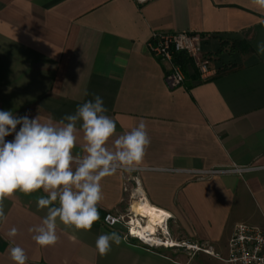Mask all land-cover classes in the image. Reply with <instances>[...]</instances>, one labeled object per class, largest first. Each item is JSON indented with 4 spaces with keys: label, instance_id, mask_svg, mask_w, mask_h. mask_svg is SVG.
Here are the masks:
<instances>
[{
    "label": "crops",
    "instance_id": "crops-1",
    "mask_svg": "<svg viewBox=\"0 0 264 264\" xmlns=\"http://www.w3.org/2000/svg\"><path fill=\"white\" fill-rule=\"evenodd\" d=\"M155 33L199 35L210 59L207 79L168 88L164 65L147 50ZM242 40L250 53H229L221 44ZM262 41L264 9L254 0H0V110L55 124L100 95L105 115L116 122L109 150L143 121L151 143L142 163L103 178L97 207L114 212L130 194L169 216L172 237L225 257L236 224L264 232ZM76 135L73 152L85 154L83 130ZM242 167L255 169L197 174ZM39 195L42 189L5 198L0 264H14L15 246L25 251L26 264H225L148 249L103 220L85 231L57 219V243L41 247L29 231L46 216V209L37 211ZM13 227L17 235L9 237ZM112 231L121 243L101 256L96 239Z\"/></svg>",
    "mask_w": 264,
    "mask_h": 264
},
{
    "label": "clouds",
    "instance_id": "clouds-1",
    "mask_svg": "<svg viewBox=\"0 0 264 264\" xmlns=\"http://www.w3.org/2000/svg\"><path fill=\"white\" fill-rule=\"evenodd\" d=\"M254 2L264 9V0ZM257 52L264 54V41L257 44ZM106 112L103 98L97 94L55 124L42 123L39 116L17 117L0 110V222L7 219L5 198L17 191L30 195L42 189L45 195H39L35 203L37 211L47 210L46 216L39 226L29 229L39 246L57 243V219L75 230H91L100 219L97 205L103 198L102 179L118 170L133 171L151 143L146 124L141 121L120 135L115 149L109 150L106 145L116 133V122ZM77 125L83 130L85 154L73 152ZM13 134L12 140L5 139ZM16 235L17 229L11 228L8 236ZM120 243L121 236L112 231L99 235L95 247L104 256L113 244ZM10 257L14 264H26V253L19 246L10 249Z\"/></svg>",
    "mask_w": 264,
    "mask_h": 264
},
{
    "label": "built area",
    "instance_id": "built-area-1",
    "mask_svg": "<svg viewBox=\"0 0 264 264\" xmlns=\"http://www.w3.org/2000/svg\"><path fill=\"white\" fill-rule=\"evenodd\" d=\"M202 39L199 35L193 33H155L147 43V50L151 57L165 67V83L168 88L174 89L183 85L185 81L182 69L173 60L175 53L183 52L188 55L197 69L200 80L203 81L209 76L210 59L201 53ZM19 128L17 127V130ZM14 134L6 137V140H12ZM255 167H242L231 170H209L197 173L199 178H211L214 176L225 174L242 175L246 172L254 170ZM131 220L125 224L124 239L137 240L148 249L164 248L169 249L175 247L166 245L168 239L167 232L162 231L158 234L156 231L155 238L163 245L157 242H145L136 235H132ZM103 223L108 227H115L120 224V219L106 214L103 218ZM171 241V240H170ZM158 242V243H159ZM187 248L202 252L203 254L213 257L216 260L225 264H264V232L256 227L246 224H236L233 227L232 233L227 244V255L222 257L212 251L210 247L201 245H187Z\"/></svg>",
    "mask_w": 264,
    "mask_h": 264
},
{
    "label": "bare ground",
    "instance_id": "bare-ground-1",
    "mask_svg": "<svg viewBox=\"0 0 264 264\" xmlns=\"http://www.w3.org/2000/svg\"><path fill=\"white\" fill-rule=\"evenodd\" d=\"M131 212L137 218H135V221L131 220L132 226L130 231L132 235H136L145 242L154 241L159 245H163L158 239L155 238V233L157 229L164 228L169 216L166 213L157 211L145 203H141L139 201H135V203L132 205ZM165 232L166 231L164 230V234ZM165 243L166 245H175L173 241L170 240L165 241Z\"/></svg>",
    "mask_w": 264,
    "mask_h": 264
},
{
    "label": "rangeland",
    "instance_id": "rangeland-1",
    "mask_svg": "<svg viewBox=\"0 0 264 264\" xmlns=\"http://www.w3.org/2000/svg\"><path fill=\"white\" fill-rule=\"evenodd\" d=\"M135 201H137V198L134 197V199L133 198L131 199L130 194H126L124 196L123 202H122L121 206L118 208V210L108 213L109 215L120 219V224H118L112 228H116L120 232L125 233V224H127L130 220L135 221L137 219L135 217V215L131 212V207L135 203ZM138 219H141V218H138ZM142 222H144V221H142ZM170 227H171V223L168 220L167 223L165 224L164 228L157 229V232H158V234L161 235L162 231L165 230L167 232L166 234L169 237L168 239L173 241V243L175 244V247L168 249L170 251L171 255H176L182 259H185L187 257H192V256H197V257L198 256H200V257L207 256V255L203 254L202 252L193 251V250L187 248V245H197L200 247L201 246L200 244L191 243V242H189L188 239H177V238L172 237L171 232H170V230H171Z\"/></svg>",
    "mask_w": 264,
    "mask_h": 264
},
{
    "label": "trees",
    "instance_id": "trees-1",
    "mask_svg": "<svg viewBox=\"0 0 264 264\" xmlns=\"http://www.w3.org/2000/svg\"><path fill=\"white\" fill-rule=\"evenodd\" d=\"M221 44L227 48V51L229 53H239L244 55L251 52L250 44L246 40L233 41L230 43L222 42ZM173 60L182 69V72L185 77V81L183 84L187 89L191 87L190 83L200 81V75L197 69L195 68L192 59L188 55L183 52L175 53L173 56ZM98 211L100 213L99 220L102 221L106 215V212L100 210L99 208Z\"/></svg>",
    "mask_w": 264,
    "mask_h": 264
}]
</instances>
